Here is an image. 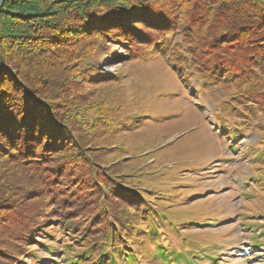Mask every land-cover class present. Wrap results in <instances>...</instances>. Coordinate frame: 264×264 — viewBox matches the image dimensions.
<instances>
[{
  "label": "rangeland",
  "instance_id": "rangeland-1",
  "mask_svg": "<svg viewBox=\"0 0 264 264\" xmlns=\"http://www.w3.org/2000/svg\"><path fill=\"white\" fill-rule=\"evenodd\" d=\"M197 4L179 17L203 13ZM172 23L162 47L154 46L161 31L134 22L142 36L99 40L107 50L81 58L94 77L68 114L91 168L53 180L45 176L52 160L29 169L0 160V264H76L65 246H88L84 229L96 250L110 231L122 237L138 264H264V114L237 101L228 72L211 68L224 55L200 44L206 25L181 32L182 22ZM256 88L264 91V79ZM98 167L102 179L91 175ZM134 211L145 224L131 229Z\"/></svg>",
  "mask_w": 264,
  "mask_h": 264
},
{
  "label": "trees",
  "instance_id": "trees-1",
  "mask_svg": "<svg viewBox=\"0 0 264 264\" xmlns=\"http://www.w3.org/2000/svg\"><path fill=\"white\" fill-rule=\"evenodd\" d=\"M197 1L0 0V160H9L14 167L26 165L23 169H29L31 162L38 167L52 160L47 168L50 172L45 176L53 180H63L62 172H75L73 176H78L84 165L91 168L92 156L84 152L72 128L77 116L68 113L77 106V94L85 90L82 81L94 77L88 73L92 65H85L88 51L99 48V40L126 44L139 38L142 35L134 22L142 24L138 29L148 27L151 32L161 31L159 41L154 44L161 47L167 44L165 37L173 26L177 29L172 21L182 22L181 32L196 24L206 25L205 30L197 32L198 36L202 35L199 38H206L200 44L205 52L212 50L224 55L220 66L213 62L211 68L228 72L230 76L225 78L234 83L237 101L245 106L253 105L254 110L264 114V91L256 88L264 79V0H202L206 6L203 13L191 15V21L181 19L182 8L196 7ZM153 6L157 7V15L152 12ZM216 7L226 16V23L220 12L210 13L213 8L217 10ZM203 15L210 16L208 24ZM194 19L196 23L192 24ZM84 37L89 38V42H83ZM99 49L107 50V47ZM82 57H85L83 62ZM78 64L81 80H78ZM80 83L83 85L78 86ZM244 83H248L245 90ZM73 84L76 88L70 92L68 89H72ZM72 96L74 98L70 99ZM16 157L24 158L15 161ZM105 171L98 167L91 175L101 176ZM27 176L31 181L30 174ZM74 179L72 177L73 182ZM105 204L108 205V201L105 200ZM144 215L134 211L137 219H131L130 228L145 224ZM125 230L127 237L131 231ZM84 231L81 237L91 240L88 246L84 245L79 252L72 250L70 244L65 246V254L72 251L70 259H76V264H89L82 258L91 257L95 252L96 258L91 264L119 261L138 264L122 237L116 242L110 231L101 248L96 250V241L85 235L86 229ZM106 257L108 262L104 263Z\"/></svg>",
  "mask_w": 264,
  "mask_h": 264
}]
</instances>
